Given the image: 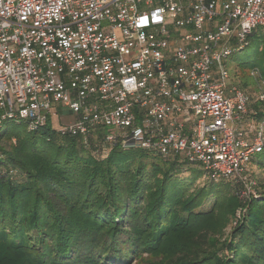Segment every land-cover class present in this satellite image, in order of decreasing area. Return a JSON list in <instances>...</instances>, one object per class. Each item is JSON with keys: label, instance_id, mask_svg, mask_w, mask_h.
<instances>
[{"label": "built area", "instance_id": "2783aa9c", "mask_svg": "<svg viewBox=\"0 0 264 264\" xmlns=\"http://www.w3.org/2000/svg\"><path fill=\"white\" fill-rule=\"evenodd\" d=\"M260 28L264 0H0V133L68 112L56 133L98 161L114 149L179 158L259 200L249 163L264 151V78L251 70V93L226 60Z\"/></svg>", "mask_w": 264, "mask_h": 264}, {"label": "trees", "instance_id": "16d2710c", "mask_svg": "<svg viewBox=\"0 0 264 264\" xmlns=\"http://www.w3.org/2000/svg\"><path fill=\"white\" fill-rule=\"evenodd\" d=\"M130 151L160 160L136 165L114 149L98 161L48 125L28 132L6 124L0 264H264L262 175L261 198L243 202L229 183L195 189L198 167L190 180L179 178L184 166L195 167L179 158ZM210 199L211 214L194 213ZM237 210L244 217L223 240Z\"/></svg>", "mask_w": 264, "mask_h": 264}, {"label": "rangeland", "instance_id": "374dc122", "mask_svg": "<svg viewBox=\"0 0 264 264\" xmlns=\"http://www.w3.org/2000/svg\"><path fill=\"white\" fill-rule=\"evenodd\" d=\"M226 64L228 65V68L230 70V74L232 77V81L241 85L243 88H249L251 87L253 91H250L251 93H254L257 91V85L255 80L250 76V72L254 67H257L261 70L263 78H264V29L260 28L256 31V33L251 37L250 45L242 52L236 53L229 57L226 60ZM65 112H61L58 116L59 119L55 118L53 121L50 120L48 123V126L50 128H56L59 130L61 126L64 125L65 120ZM64 117V118H63ZM16 126H19L17 122L13 123ZM104 133L106 135H112L115 136L118 134V130L115 127H106L104 130ZM126 157L131 158L136 165H140L142 162L145 164H150L152 162H158L160 159L154 156H150L147 158H142V156L139 153H132V151H128L124 153ZM135 154V155H134ZM194 168V171L192 170ZM249 168L252 171H256V173L259 177L262 174L260 170L262 171L264 169V151L261 154L255 155L252 157ZM199 169L197 167H189L184 166L182 168V172L179 175V178L182 180H190L191 178V172H198ZM261 179V177H260ZM203 179V174L200 177V179L197 180L195 183V189H197L200 186H204L207 184ZM264 189V187H263ZM215 201L213 199L208 200L200 209H197L194 211L195 214H201L202 216H206L212 213V210L214 209ZM245 212H241L240 210L236 211L235 219L230 221L229 224H227L223 231L222 239L228 238L234 228H236L238 221L243 219V215ZM220 236V235H218ZM167 248L163 249L161 253H164Z\"/></svg>", "mask_w": 264, "mask_h": 264}, {"label": "crops", "instance_id": "0c3cea01", "mask_svg": "<svg viewBox=\"0 0 264 264\" xmlns=\"http://www.w3.org/2000/svg\"><path fill=\"white\" fill-rule=\"evenodd\" d=\"M66 116V117H65ZM65 120H64V124L65 123H71V122H74L77 118L76 117H74V116H71L70 115V113H68V112H65ZM63 117V118H64ZM258 118L259 117H256L255 119H254V121H257L258 120ZM57 119V118H56ZM59 119V118H58Z\"/></svg>", "mask_w": 264, "mask_h": 264}]
</instances>
